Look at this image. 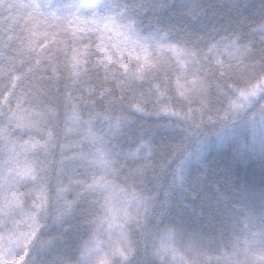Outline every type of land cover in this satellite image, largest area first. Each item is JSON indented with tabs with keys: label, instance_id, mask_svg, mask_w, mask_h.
I'll use <instances>...</instances> for the list:
<instances>
[{
	"label": "snow or ice",
	"instance_id": "6c2138e0",
	"mask_svg": "<svg viewBox=\"0 0 264 264\" xmlns=\"http://www.w3.org/2000/svg\"><path fill=\"white\" fill-rule=\"evenodd\" d=\"M219 7L209 3L205 8L189 0L172 4L166 0H0V264H19L16 258L24 260L25 256V264H41L37 253L52 254L76 230L71 204L58 205L51 221L48 216L52 179L48 157L55 147L61 105L65 134L76 133L81 142L74 145L78 150L71 156L62 149L63 159L55 174L57 200L63 199L70 185H80L77 199L85 201L84 219L97 229L79 246L75 264H107L110 257H118L123 264H155L147 251L142 260L136 259L137 250L127 234L126 226L131 224L145 230L149 225L155 228L160 243L153 245L151 256L165 264L168 256L176 261L177 243L186 241L190 250L219 246L225 230L235 233L239 224L243 233L230 240L233 252L223 254L225 264H242L232 256H244L247 261L253 247L264 253V189L259 193L250 190L227 168L223 183L211 178L215 190L208 186L206 167L200 175H193L190 166L201 161L211 144L199 140L200 125L191 108L183 115L171 113L187 125L182 130L186 135L179 143L162 146L160 153L167 151L172 159L162 157L157 163L155 141L149 139L152 134L139 133L133 120L112 115L105 105V100L119 103L118 94L133 90L137 80L153 77L167 57L180 72L176 92L189 102L198 97L201 115L207 88L215 80L222 82L217 91L228 99V106L220 118L241 131L252 130L251 143L239 137L240 157L258 153L264 159V103H260L264 101V41L259 49L250 41L244 43L250 35L245 32L249 17L244 12L255 6L232 4L230 12L235 16L221 15ZM259 15L261 23L251 32L264 37V0ZM206 36L210 38L204 45L207 53H202L200 42ZM98 70L103 71L102 78ZM250 72L257 75L248 89L237 91L228 83ZM153 91L163 97L167 88L155 85ZM135 113L148 114L143 96L134 106ZM94 118L106 125L107 132L94 130ZM23 129L28 141L15 135ZM118 134L138 135L134 150L123 152L113 143ZM192 138L197 143L195 152L184 142ZM29 153H40L44 159H30ZM51 164L54 167L55 161ZM156 167L160 175L149 181L147 174L155 173ZM169 171L170 182L166 179ZM61 177L67 178V186ZM120 178L126 195L116 206L108 194ZM145 181L154 186L137 192V183ZM97 194L104 198L102 204L99 199L88 200ZM26 196L33 198L30 207L25 206ZM88 215L94 218L89 220ZM50 226L61 235L45 241L42 237ZM101 230L109 234L107 250L98 238ZM113 233H118L115 243L111 242ZM259 259L264 264V254ZM48 264H73V260L56 256ZM179 264H184L183 257Z\"/></svg>",
	"mask_w": 264,
	"mask_h": 264
},
{
	"label": "trees",
	"instance_id": "16d2710c",
	"mask_svg": "<svg viewBox=\"0 0 264 264\" xmlns=\"http://www.w3.org/2000/svg\"><path fill=\"white\" fill-rule=\"evenodd\" d=\"M166 2L172 4L178 3L180 0H166ZM189 2L203 3L205 8H207L209 3L218 5L220 6L218 9L220 14L225 16L229 14L235 16V12H230V7L232 4L247 3L248 5H254V8L244 12V14L249 17L244 26L245 32L250 33V35H248L244 40V43L247 44L250 41L257 49H259L261 42L264 41V37H262L259 33L251 32L252 28L257 27L261 23L259 15L261 0H189ZM177 16L179 17V13H177ZM249 25L251 27H249ZM144 27L145 30H147V22H145ZM208 39L210 38L206 36L204 40L200 42V50L202 53H207V48L204 45L207 43ZM216 39L219 40L220 37L217 36ZM198 66L199 65H197V67ZM189 68L191 69L192 66L189 65ZM258 68L259 65H257V70ZM192 70L194 71V69ZM98 71L100 77L102 78L104 75L103 71ZM178 75H180V72L176 68L175 62L168 60L166 57L164 66L161 67L153 75V77H150L144 81L137 80L133 86V90H126L118 94L117 99L119 100V103L112 105L109 104L107 100H105V105H107V108L112 115L117 117L123 116L133 120L136 123L139 133L152 134L149 139H154L155 141L153 148L157 154V163L160 162L162 157H166L169 160L172 159L171 155L167 151H165L163 154L160 153V148L162 146H172L176 143H179L186 135V133H183L182 130L187 127V125L181 121L178 116H173L171 113L178 112L183 115L189 111V108H191L193 110L195 122L200 125L198 133L199 140L204 141L206 144H211V147L208 148V150L204 153L201 161H194L190 166L193 175H200L202 172H204L206 167L209 173L207 177L209 180L208 186L215 190V185L211 178L217 177L220 179L221 183H223V172L227 168L230 170L232 176L237 180V182L246 183L250 190L259 193L262 189H264V159H262L258 153L255 155L249 153L244 158L240 157L239 152L242 148V144L239 137L243 136L248 143H251L252 130L250 128H245L243 131H241V129L237 125H233L231 121H224L220 118L223 116L224 110L228 106V99L217 91V84H220L221 87H223L222 82L220 80H215L207 88V103L205 104L203 108V114L201 115V111L198 110L201 107L198 97H193L192 101L189 102L188 100L180 97L176 92V80ZM256 75V72H250L243 76L238 74L234 80H229L228 83L231 84L233 89H236L237 91H243L248 89L251 84L256 82ZM191 79L192 77L188 76V80ZM92 80L95 82V74H93ZM181 83H183V77H181ZM155 85H160L161 90L167 88V91L163 97H160L153 91ZM60 92L62 100L64 93L63 84L60 85ZM142 96L144 98L145 112L148 114H133L134 106L141 102ZM230 98L236 99V96L230 94ZM53 100L56 101V97H53ZM260 103H264V101H260ZM164 108H167L168 110L164 111ZM256 108L258 110L259 104L256 105ZM58 111L61 113V119L59 128L55 130L57 133L55 138V147L53 154L48 157V163L52 172V179L48 190V216L49 221H51V218L54 215L55 209L58 205L63 206L65 203L71 204L74 209L73 215L71 217V223L75 225L76 230L66 238L68 243L57 245L52 254L49 255L47 252H45L43 255H40L37 253L36 255L41 261V264H48V262L53 260L56 256L71 258L73 260V264H75L76 259L79 258V246L85 241H88L97 231V229L92 228L84 219V216L87 215V213L84 211L86 207L85 201L77 199V192L80 188V185H70L69 190L64 193L63 199L57 200L55 174L59 170V161L63 159L62 149L67 153V155L71 156L75 151L78 150V148L74 147V145H77L81 142L80 136L78 134H65L62 105ZM103 114L104 113L102 112L101 116ZM87 116L88 114L85 112V119H87ZM237 119L239 120L240 118L237 117ZM189 123H191V121H189ZM93 126L94 130L97 132H99L101 128L107 132L106 125L100 123L99 118H94ZM162 126H171V128L166 130L165 127ZM26 133L27 130L23 129L18 130L15 135L23 141H28L29 135ZM221 137H223V139H221ZM184 142L188 145L191 151L195 152L197 147L195 138L186 140ZM113 143H118L120 149H122L123 152L132 151L134 150V145L138 143V135L124 136L122 134H118L113 140ZM29 158L44 159V156L40 153H29ZM53 160L55 161L54 167L51 164ZM128 163L131 164L132 161L129 160ZM176 163H179V160H177ZM171 167L174 169L176 164H172ZM147 175L149 181L153 180L154 176L160 175V167H156L155 173L149 171ZM61 179L64 180L65 185L67 186V178L61 177ZM166 179L168 182L171 181V171H169ZM115 185L116 187L108 195L111 198L110 203L118 206L126 195L124 191H121V189L124 188L123 178L115 180ZM153 186L154 185L148 181L138 182L136 191L139 192L144 187H148L150 189ZM32 199L33 198L31 196H26L24 198L26 207L31 206ZM95 199H99L101 204L104 202V198L100 197L99 194H97L95 197L88 196V200L90 202L94 201ZM188 203H191V201L189 200ZM97 212H101V209L97 208ZM134 214L135 213L133 212V215ZM93 218V216L88 215L89 220ZM240 219L243 220L244 217H240ZM253 219H255L254 216ZM255 224L256 227L259 226L258 220L255 221ZM65 227H68V225H65ZM126 227L127 234L130 236L133 246L137 250V260H142L144 258L145 251H147L149 258L154 260L155 264H165L164 261L151 256L153 245H158L160 243L156 237L155 228L153 226L149 225L147 230L139 228L135 224H131ZM250 227H252V225H250ZM236 228L237 231L235 233L232 232L230 228L225 230L224 242L219 246L216 244H213L211 247L204 245L197 246L194 250H190L186 241L177 243V259L176 261H173L172 257L168 256L166 258L168 264H179L181 257H183L184 264H225V261L221 257L225 253L231 256L233 252V247L230 243V240L235 236H241L243 233L242 224L236 225ZM60 235L61 232L54 230L50 226L42 239L47 241L53 236L58 237ZM117 235L118 233H113L111 240L112 243L116 242ZM98 238L101 241V245L107 250V245L109 244L108 232L106 230H101ZM146 244L147 249L145 248ZM262 254L264 253H261V250L258 247H253L252 254L249 256L247 261H245L244 256H232L231 258L233 261L239 259L242 264H261L259 257ZM16 259L21 261L20 264H25V262L28 260V257L25 256L24 260H20L19 257ZM117 262L118 264H123V261L119 260L118 257H110L107 264H117Z\"/></svg>",
	"mask_w": 264,
	"mask_h": 264
},
{
	"label": "rangeland",
	"instance_id": "374dc122",
	"mask_svg": "<svg viewBox=\"0 0 264 264\" xmlns=\"http://www.w3.org/2000/svg\"><path fill=\"white\" fill-rule=\"evenodd\" d=\"M21 261H19V264H20ZM11 264V263H10Z\"/></svg>",
	"mask_w": 264,
	"mask_h": 264
}]
</instances>
